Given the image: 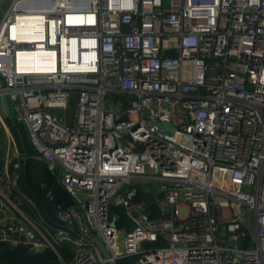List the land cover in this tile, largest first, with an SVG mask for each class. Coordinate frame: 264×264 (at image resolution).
Instances as JSON below:
<instances>
[{"label": "built area", "instance_id": "2783aa9c", "mask_svg": "<svg viewBox=\"0 0 264 264\" xmlns=\"http://www.w3.org/2000/svg\"><path fill=\"white\" fill-rule=\"evenodd\" d=\"M5 4L0 98L73 203L27 212L16 147L4 239L57 264H264V0ZM37 50L57 68H18Z\"/></svg>", "mask_w": 264, "mask_h": 264}, {"label": "trees", "instance_id": "16d2710c", "mask_svg": "<svg viewBox=\"0 0 264 264\" xmlns=\"http://www.w3.org/2000/svg\"><path fill=\"white\" fill-rule=\"evenodd\" d=\"M14 123V124H13ZM11 127L16 132L20 139L21 149L27 155L34 153V148L30 143L29 135L26 132L24 124L14 120ZM21 134V138L19 136ZM20 179V189L27 196L37 202L40 208L48 206L52 213L58 204L68 206L73 203L72 198L63 187L60 178L54 169H51L48 164L37 162L33 158H28L23 162ZM52 191L56 198L50 199L48 192ZM139 197L148 198L142 191L139 192ZM25 206L27 212L30 211ZM17 238L16 234H13ZM58 259L56 253L51 249H46L41 252H35L30 244L13 243L4 239L0 225V264H57Z\"/></svg>", "mask_w": 264, "mask_h": 264}, {"label": "bare ground", "instance_id": "6f19581e", "mask_svg": "<svg viewBox=\"0 0 264 264\" xmlns=\"http://www.w3.org/2000/svg\"><path fill=\"white\" fill-rule=\"evenodd\" d=\"M29 24L27 26H29ZM44 54L45 52L39 50L20 52L18 56V68L28 72H47L48 70H55V68H57L56 52H46L48 60L45 58Z\"/></svg>", "mask_w": 264, "mask_h": 264}, {"label": "crops", "instance_id": "0c3cea01", "mask_svg": "<svg viewBox=\"0 0 264 264\" xmlns=\"http://www.w3.org/2000/svg\"><path fill=\"white\" fill-rule=\"evenodd\" d=\"M0 103L1 104H3V108H4V111H2L1 109H0V129H1V127L3 126L2 124H4L5 123V125L7 126V125H12V124H10L11 123V120H12V123H13V121L14 120H16V114H15V112H13L12 110H11V107H9L7 104H5L4 103V100L2 99V98H0ZM1 104H0V106H1ZM14 124V123H13ZM8 127V126H7ZM26 127V132L28 133V128H27V126H25ZM13 131V133H14V135H16V133L14 132V129L12 130ZM7 132L9 133L10 132V130H7ZM11 133V137H13V133L12 132H10ZM29 135V134H28ZM17 136V135H16ZM15 138V137H14ZM16 140V139H15ZM10 148H11V139H9V142L7 141L6 143H4V144H2V147L0 146V158L2 157V159L0 160V165L4 162L5 163V156H6V154H7V152L10 150ZM21 149V148H20ZM22 151V150H21ZM23 152V151H22ZM33 154V153H32ZM32 154H29V155H27V158H24V160H28V158H33L31 155ZM57 173V172H56ZM62 183V182H61ZM62 185H63V183H62ZM63 187H64V185H63ZM65 188V187H64ZM66 190V189H65ZM54 198H56V196H55V194H54ZM34 200V199H33ZM36 204H35V203ZM34 204H33V206H31V209H30V213L32 212L33 213V215L34 214H41V213H43V211H44V209H41V208H39V205H37V202L34 200ZM47 209H48V206H47ZM41 215H43V214H41ZM40 215V216H41ZM36 216V215H35ZM43 216H46V215H43Z\"/></svg>", "mask_w": 264, "mask_h": 264}, {"label": "rangeland", "instance_id": "374dc122", "mask_svg": "<svg viewBox=\"0 0 264 264\" xmlns=\"http://www.w3.org/2000/svg\"><path fill=\"white\" fill-rule=\"evenodd\" d=\"M7 7H8V4H5L3 7H2V9H1V12H0V19H1V17H2V15H3V13L7 10ZM1 104V103H0ZM0 109L2 110V111H4V108H3V104H1V106H0ZM8 126V128H9V130H10V132H12L13 133V129H12V127H11V125L9 126V125H7ZM9 132V134L6 132V129H5V127L4 126H2L1 127V129H0V146L2 147V144H4V143H6L7 141L9 142V139H11V148H10V150L7 152V154L10 152H13L15 149H16V147L19 149V150H22V149H20L21 148V143H20V139L18 138V136H16V135H14V133H13V137H11V133ZM15 132V131H14ZM16 133V132H15ZM19 136H20V138H21V134H19ZM15 137V138H14ZM16 139V140H15ZM23 193V192H22ZM24 194V193H23ZM25 196H27L26 194H24ZM27 197H29V196H27ZM29 198H31V197H29ZM32 199V198H31ZM40 208V207H39ZM253 227H252V230H253V232H255V226L254 225H252Z\"/></svg>", "mask_w": 264, "mask_h": 264}, {"label": "water", "instance_id": "95a60500", "mask_svg": "<svg viewBox=\"0 0 264 264\" xmlns=\"http://www.w3.org/2000/svg\"><path fill=\"white\" fill-rule=\"evenodd\" d=\"M158 126H159V128L164 129L167 126H170V123L164 121V122L158 123ZM137 148L138 149H143V144L141 142H137Z\"/></svg>", "mask_w": 264, "mask_h": 264}]
</instances>
